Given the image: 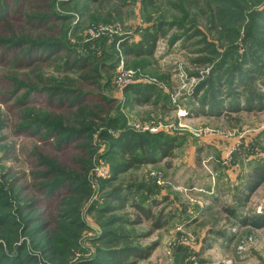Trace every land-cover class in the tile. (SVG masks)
Segmentation results:
<instances>
[{
	"label": "rangeland",
	"instance_id": "374dc122",
	"mask_svg": "<svg viewBox=\"0 0 264 264\" xmlns=\"http://www.w3.org/2000/svg\"><path fill=\"white\" fill-rule=\"evenodd\" d=\"M244 3L7 1L0 20V212L13 213L14 223L0 224L3 251L25 246L33 256L28 264H89L104 247L99 237L112 229L128 239L115 247H153L135 264H264V229L221 212L234 204L248 166L264 163V107L245 109L242 95L240 109H229L223 72L247 62L250 52L259 56L256 43L244 44L247 34L264 42V28L251 30L264 2ZM229 8L248 14L229 25L234 41L219 28L220 9ZM147 32L158 36L151 52ZM24 39L64 46L27 54ZM141 42L144 53H126ZM229 46L235 58L223 61ZM218 67L223 83L213 75ZM253 87L264 92L259 79ZM212 102L220 114L194 109ZM103 130L159 134L173 144L171 155L115 174L112 165L122 158L108 153L112 140ZM128 185L146 188L117 208L110 193ZM260 188L244 212L263 210ZM108 206L116 208L100 211Z\"/></svg>",
	"mask_w": 264,
	"mask_h": 264
},
{
	"label": "trees",
	"instance_id": "16d2710c",
	"mask_svg": "<svg viewBox=\"0 0 264 264\" xmlns=\"http://www.w3.org/2000/svg\"><path fill=\"white\" fill-rule=\"evenodd\" d=\"M7 1L8 0H0V20L4 21L6 19L5 16H8L7 11ZM150 3H152L154 0H146ZM245 2L244 4L249 5V2L252 0H242ZM256 2V5H262L263 0H253ZM263 1V2H262ZM252 6V5H251ZM254 8V7H253ZM239 9V8H238ZM237 9V10H238ZM234 9H224L219 12V23H222L219 28L224 29L226 28L229 31V34L227 39L233 40L235 38H231V28H228L229 25L235 24L238 20L241 21L242 18L248 16L245 15V11L243 8L240 9V12L233 11ZM248 11V10H247ZM253 14L256 16V20L254 21L251 30L252 31H263L264 28V5L259 9L253 12ZM229 21L228 23H223V19H226ZM236 25V24H235ZM214 28L217 29V25L214 24ZM161 29V28H160ZM158 31V36L160 33V30ZM156 33L147 32L146 33V40H149L151 44L150 52L152 51V48L155 47L156 39L158 38ZM1 41L11 43V44H18L19 42L12 41L11 39H1ZM234 41V40H233ZM231 41V43L233 42ZM256 43V46H258V52L259 56L255 55L253 52H250L248 54V61L246 62L245 58H243V62L237 63V65L233 66L232 68H227L223 70V67H218L220 70L214 71L213 75L215 77V81L217 83H223L224 82V74L221 72V69L223 72L227 73V78L225 79V82L227 83L228 90V96L233 97L231 100V106L229 109H240V102L239 99L242 95L245 97V103L244 106L247 110H259L264 107V92L259 90H254V84L256 80H260L264 83V61H261L260 56L264 54V42H261L259 39L255 38L254 36H251L250 34H247L244 40V44L249 45L251 42ZM23 42L27 43L28 50L27 54H33L34 51H42L45 50L46 52H50L54 48L56 50L62 49L63 44H57L54 46V44L47 45L45 42L42 41H31V40H23ZM234 43V42H233ZM213 44V43H211ZM62 47V48H61ZM217 47V46H216ZM143 43H139V49L135 47H127L126 53L128 55H140L136 54L135 52L141 51L142 52ZM214 49L216 51V48L214 46ZM49 50V51H48ZM236 50V48H235ZM232 50L231 47H227L224 51L223 55V61H227V58L233 57L236 55V51ZM214 51V52H215ZM24 52V51H23ZM261 53V54H260ZM87 60V59H84ZM207 60V59H206ZM246 63V64H245ZM248 67H246V65ZM219 88H215L214 91L212 89L211 93H213L212 97H214V93H218ZM135 93H139L138 91ZM151 94L147 95V99L142 101V97H140L139 102H146L147 100H150ZM206 95V94H205ZM204 95V96H205ZM203 96V97H204ZM207 99V98H206ZM206 99L203 100L206 101ZM213 101V100H209ZM207 101V102H209ZM206 102V103H207ZM199 107H194L196 112H198L200 115L207 114V115H215L220 114L222 111V106L220 104H216V102H212V104L207 105V108L204 109V104ZM225 109V108H224ZM223 109V110H224ZM110 129H117L118 125L114 121V119H111L109 122ZM102 136L106 138H109L112 140L111 143V150L108 153H112L113 155H119L122 158V161L113 164L112 170L115 174H120L127 172L129 169L133 168L135 165H142L146 163H154L156 162L160 156H169L171 155L172 146L173 144L170 143L168 139H163L160 137L159 134H152L150 132L145 133H138L133 130L129 131H123L119 135H115L110 132V130H103ZM70 133L67 136H70ZM67 139L69 137H66ZM159 154V155H158ZM264 182V163H260L255 165L252 168V171L248 174V177L246 181L244 182L243 186L240 189V192L249 191L252 192L256 188H258L262 183ZM81 185V184H80ZM80 187V186H79ZM52 188H55L53 186ZM146 188V186H134V185H128V186H118L115 187L113 192L110 193V196L114 199L120 200V203L117 205L118 207L124 208L126 204L128 203V199L130 196L135 195L137 191H140V189ZM246 199H249V194L246 196ZM132 205H134L141 213L146 214L149 217H152L154 214L152 213V209L150 207H145L139 202H131ZM116 206H108L104 210L100 211H108L115 209ZM226 210L232 214L236 215V212L234 209L226 208ZM239 222L242 225H250L255 228H261L264 227V208L260 212H254L253 214H244L241 217H238ZM122 221H125V219H121ZM9 223H14V214L13 213H5L0 212V224L3 226L8 225ZM157 228L161 227V223L155 224ZM121 231V230H120ZM118 232L112 229L106 230L102 236L99 237L104 242V247L101 248V250L97 253H95V256L93 259L90 260L89 264H135L139 259L147 258L151 255L153 247H147V248H141L138 246H123V247H115L120 244L125 243L124 241H127V236H125L122 232ZM225 232L220 231V235H224ZM53 245H50V247ZM2 245H0V264L3 262H6V264H28L33 258L32 254L26 250L25 246H16L14 249V252L12 254H9L6 251H3ZM88 264V263H87Z\"/></svg>",
	"mask_w": 264,
	"mask_h": 264
},
{
	"label": "crops",
	"instance_id": "0c3cea01",
	"mask_svg": "<svg viewBox=\"0 0 264 264\" xmlns=\"http://www.w3.org/2000/svg\"><path fill=\"white\" fill-rule=\"evenodd\" d=\"M254 166H255V165H254ZM254 166H248V167H249L248 172H247V173L245 172L243 178L241 179V181H240V183H239V184H240V189H241V187L243 186L244 182L246 181V179H247V177H248V174L252 171V168H253ZM246 168H247V167H246ZM262 186H264V182H263L258 188H256L254 191H252V192L245 191V194H244V192H240V189H239V190H238L239 192L237 191V192H236V195H233V196H235L234 198H232V199H233L232 202H233L234 204H232V205H230V206H227L226 204H223L224 206H223L221 212H222V211H223V212L225 211L226 213L230 214V213L226 210V208L234 209V211L236 212V215H232V214H230V215L234 216V218L238 220L237 224H240V226H243V227H250V225H242V224L239 222L238 217H241V216L244 215V214H248V213L244 212V211L241 209V207H243L242 204L245 203V201L247 200V199H246V196L249 194V199H252V196L255 195L256 192H257L259 189H261L260 187H262ZM224 203H226V202L224 201ZM257 211L260 212L261 210L259 211V210L257 209ZM237 220H236V221H237ZM237 224H234V225H237ZM252 228H253V229H257V230L264 229V227H261V228H255V227H252Z\"/></svg>",
	"mask_w": 264,
	"mask_h": 264
}]
</instances>
